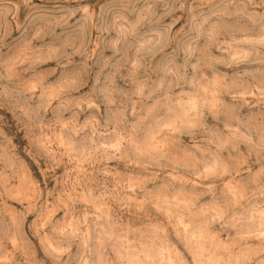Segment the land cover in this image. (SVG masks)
<instances>
[{
  "label": "rangeland",
  "instance_id": "1",
  "mask_svg": "<svg viewBox=\"0 0 264 264\" xmlns=\"http://www.w3.org/2000/svg\"><path fill=\"white\" fill-rule=\"evenodd\" d=\"M0 264H264V0H0Z\"/></svg>",
  "mask_w": 264,
  "mask_h": 264
}]
</instances>
